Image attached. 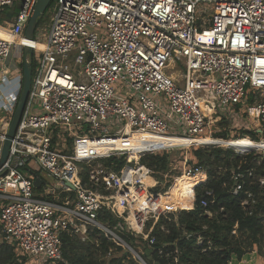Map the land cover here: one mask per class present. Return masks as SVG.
<instances>
[{"label": "built area", "instance_id": "built-area-1", "mask_svg": "<svg viewBox=\"0 0 264 264\" xmlns=\"http://www.w3.org/2000/svg\"><path fill=\"white\" fill-rule=\"evenodd\" d=\"M36 2L0 0V8L18 6L13 20L0 24L15 38L0 37V64H7L12 47L32 48L26 56L31 68L33 63L29 93L0 166V233L20 255L52 264L62 257L61 233L86 234L89 226L128 247L98 220V212L105 208L132 233L143 234L145 221H156L167 205L161 201V213L136 207L138 199L128 190L151 177L141 157L218 143L202 142L218 102L244 104L264 134V0H54L41 49L24 41H36L24 36ZM6 68H0V108L6 113L0 155L22 86V75H16L17 93L5 94L11 80L4 79ZM205 89L216 102L204 96ZM134 132L140 144L131 142ZM161 136L191 142L155 140ZM257 143L264 153V139ZM114 157L125 160L119 170L100 169L101 160ZM93 162L98 169L88 170L85 186L79 164ZM35 177L42 180V193ZM182 177H199L195 187L203 169L187 164ZM102 182L109 194L94 189ZM153 184L146 193L157 198Z\"/></svg>", "mask_w": 264, "mask_h": 264}, {"label": "trees", "instance_id": "trees-1", "mask_svg": "<svg viewBox=\"0 0 264 264\" xmlns=\"http://www.w3.org/2000/svg\"><path fill=\"white\" fill-rule=\"evenodd\" d=\"M53 2L51 0L48 8ZM17 10L16 4L1 7L0 24L12 21ZM42 19L43 16L38 18L37 25ZM5 32H9L8 29L0 25V36ZM243 134L257 140L254 131L244 130ZM221 136L227 138L225 133ZM176 151L178 149L147 153L141 157L140 164L149 171V176L162 178V173L173 166L172 160H176L173 153ZM111 160L113 170H119L125 163L123 157L104 161L111 165ZM190 162L201 167L204 175L203 180L193 187L194 197L188 206L162 213L153 225V220H148L145 231L151 225L152 228L147 238L132 233L122 218L102 208L98 212V220L114 231L130 249L109 239L97 227L89 226L84 237L63 231L62 257L52 264H142L131 250L145 264H228L232 255L240 259L255 248L263 250L264 183H261V179H264V153L252 151L239 154L232 148L198 146L192 150ZM84 169L85 166L81 165L83 184L88 181V173ZM236 186L239 188L234 192ZM159 190L155 187L153 191ZM160 197L163 202L166 201V195ZM202 201L207 205L204 206ZM151 203L154 201L148 198L145 204L137 208L143 212L145 205H149L159 211V206H151ZM137 226L140 227V224L137 223ZM150 239H153L152 243ZM27 258L19 255L1 235L0 264H21Z\"/></svg>", "mask_w": 264, "mask_h": 264}, {"label": "rangeland", "instance_id": "rangeland-1", "mask_svg": "<svg viewBox=\"0 0 264 264\" xmlns=\"http://www.w3.org/2000/svg\"><path fill=\"white\" fill-rule=\"evenodd\" d=\"M205 5H208V4H205ZM50 15H51V10L49 7L48 10L45 13H43V15H42L43 19L37 25L38 28L36 29V31L34 33V39L36 41H39V42L45 41L47 32L49 30ZM5 33H8V32H5ZM21 51H22V48H21ZM34 54H35V58L38 59L39 58V51L35 50ZM10 58H11V60H14V62L17 64V68L12 71L10 76L20 75L21 74L20 68L22 65L23 56L20 57V48L18 46L12 47ZM173 64H174V62L170 61L168 63V65L166 66V68L171 67ZM177 67L180 68V74L178 71H173V70H169V72L174 77H177L178 74H179V77H182L181 72L183 71V65L178 64ZM120 83H121V81L118 80L114 86H118ZM203 94L206 98H211L215 102L217 101V98L214 96V94L210 90H207V89L203 90ZM5 116H6V113L3 111L2 108H0V121H1V119H4ZM212 116L214 119V124L211 126V131H209V133L206 135V138L208 137L211 139H218V140H222L223 143H227V142H230V141L242 138V137H248L249 139L254 141L253 142L254 146L246 148L245 150H248L249 152L254 151L257 153H263L256 146H260V144L257 142H259L261 139H264V134L260 131V127H259L257 121L248 117L247 114H245V105L244 104H236V105L235 104H227V105H224V104L218 102L217 110H216V112H214L212 114ZM244 130L254 131L257 135V140H254L251 137H249L248 135L243 134ZM170 132H172V131H170ZM223 133H225L227 135L226 139H228V140L224 139L221 136ZM223 143L222 144L209 143L208 145H204V146H219L222 148H232L235 152H237L239 154H245V152H244L245 150H240L237 148L226 146ZM177 149H178V151L173 153L174 158H176V160H172L173 166H170V168L165 173H162V178H159V177H156L155 175H153L150 177V179L146 180V182L149 185H151L153 183V180H154V184H153L152 189L154 190L155 187H158V188H160L158 194L160 193L161 196L166 195V201L163 202L162 199H161V201L163 204L167 205V210H179V209H181V208H179V206H186V205L188 206L190 200L192 199V197H194V192H193L194 186H192L190 188V190H188V185H186L187 190H184L185 189L184 184L183 185L178 184L177 180L179 178H181V172L184 169L185 165H187V164L189 165V163H191L190 161H191V157H192V150L195 149V147H181V148H177ZM172 158H173V156H172ZM100 163H98L99 167H101L100 169H104V170L112 169L111 168L113 166L112 164L107 165V162L104 160H101ZM96 164H97L96 162H93L91 164L80 163L79 166L80 167H81V165H82V167L85 166L84 170H86L88 173V170L93 169V168H97V167H94ZM182 179H185V178H182ZM51 183H52V181H51ZM84 185L89 186L88 181ZM94 189L97 192H100L103 194H109L108 191L105 189V183L104 182H102L101 184L99 183V185H95ZM152 189H150V190H152ZM142 202L143 201L139 202L138 206L141 207ZM148 220H153V219L149 218ZM148 220L145 221V225L143 227V234L148 233L149 229L147 231H145V226H146V223L148 222ZM152 225H153V222H152ZM79 234L81 237H84V235H85V234L78 233V235ZM135 234H138V235L142 236L143 238H146L145 236H143V234H140V233H135ZM0 239H1V233H0ZM256 255L259 256V258H261L264 261L263 250H261V251L257 250ZM27 257L28 258L26 259V261H23L21 264H46V262L42 263L41 260H39V259L37 260L32 256H27Z\"/></svg>", "mask_w": 264, "mask_h": 264}, {"label": "water", "instance_id": "water-1", "mask_svg": "<svg viewBox=\"0 0 264 264\" xmlns=\"http://www.w3.org/2000/svg\"><path fill=\"white\" fill-rule=\"evenodd\" d=\"M51 0H37L34 11L32 15L30 16L28 23L24 29V36L32 39L34 35V30L37 26V20L40 16L45 13L46 9L50 5ZM32 54V48L29 45H24L22 48V86L21 90L16 102L15 109L13 111L11 121L7 130L6 139L2 146V151L0 155V166L4 162V160L7 157L8 149L10 146V141L13 138L17 125L20 121V118L22 116L27 96L29 93L30 85H31V76H32V68H31V62L26 59V56H31ZM42 182L40 177H35L34 185L39 186Z\"/></svg>", "mask_w": 264, "mask_h": 264}, {"label": "bare ground", "instance_id": "bare-ground-1", "mask_svg": "<svg viewBox=\"0 0 264 264\" xmlns=\"http://www.w3.org/2000/svg\"><path fill=\"white\" fill-rule=\"evenodd\" d=\"M2 38H5L9 41H14V37L12 35V33L9 31V34L7 35H2L0 36ZM17 40V39H16ZM26 43H29V44H32V45H35L38 49H41L43 47V44L42 42H39V41H33L31 42L30 40L26 39L24 40ZM172 76V75H171ZM174 77V76H172ZM202 104V103H201ZM134 134L136 135V137L138 136L139 137V133L137 132H134ZM133 135L130 136V139ZM176 138H173L171 136H161V137H157L155 140H161V141H164L166 143H169V144H173V145H176V144H188L191 142V140L189 139H185V138H182V137H179V136H175ZM218 142L220 144L223 143L222 140H218V139H211V138H205L202 140V142ZM148 143V142H146ZM145 143V144H146ZM224 145L226 146H230V147H233V148H237V149H240V150H245L246 148H249V147H253L254 143L251 142L248 138H241V139H238V140H233V141H230V142H227V143H223ZM182 178H185V179H182ZM182 178H179L177 180V183L178 184H184L185 186V189L184 190H187L186 189V185H188V190H190V188L192 186H194V184L196 183V181H199V177H197V179H193V178H187V177H182ZM195 181V182H193ZM142 183H143V186L142 187H130V189L128 190L129 192H133L135 195H136V198L138 199L137 200V206L139 204V202L143 201L142 204H145L146 203V200L148 198H150V200H153L154 203L153 204H157L159 206V211H157L158 213H160L162 211V209L164 208L163 207V204L161 203V199H160V196L157 197V198H151L147 195L146 193V187L150 186L146 180L143 178L142 179ZM153 204L151 203V206H153ZM136 206V207H137ZM145 207H148V208H153V207H150L149 205H145ZM167 208V207H165ZM156 211V210H155Z\"/></svg>", "mask_w": 264, "mask_h": 264}, {"label": "crops", "instance_id": "crops-1", "mask_svg": "<svg viewBox=\"0 0 264 264\" xmlns=\"http://www.w3.org/2000/svg\"><path fill=\"white\" fill-rule=\"evenodd\" d=\"M7 29V27H4ZM9 34L8 33H2V35H7ZM22 51L20 49V57H22ZM5 67L7 72H6V76H4V79L8 78L11 79L10 80V88H7V87H4V91H5V94L6 92H10L12 94V96H14L16 93H17V89H18V77L15 78V76H10L12 71L15 70L17 68V64L14 62V60H11V58L9 57L7 59V64H4V66L2 64H0V68L1 69H4ZM21 75H22V65H21ZM7 80V79H6ZM173 138H176L175 136H171ZM139 138L138 136L136 137L135 134H133V136L131 137V142L133 144H140L138 142H135V139ZM38 187V192L39 193H42V188L43 187H39V186H36ZM157 221V220H156ZM154 221V222H156ZM153 222V224H154ZM257 253V249L255 248L254 250H252L251 252L245 254L244 256H242L240 259H237L234 255L231 256V259L229 260L228 264H264V261L259 258V256L256 255ZM263 261V262H262Z\"/></svg>", "mask_w": 264, "mask_h": 264}]
</instances>
